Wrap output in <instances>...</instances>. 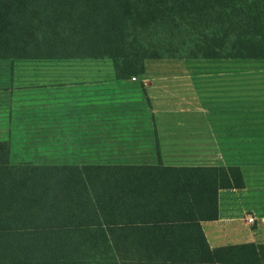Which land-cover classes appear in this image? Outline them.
<instances>
[{"label": "trees", "instance_id": "trees-1", "mask_svg": "<svg viewBox=\"0 0 264 264\" xmlns=\"http://www.w3.org/2000/svg\"><path fill=\"white\" fill-rule=\"evenodd\" d=\"M180 58H264V0H0V264L264 263L202 228L239 167L165 164L130 105L16 99Z\"/></svg>", "mask_w": 264, "mask_h": 264}, {"label": "crops", "instance_id": "crops-1", "mask_svg": "<svg viewBox=\"0 0 264 264\" xmlns=\"http://www.w3.org/2000/svg\"><path fill=\"white\" fill-rule=\"evenodd\" d=\"M178 60L114 79L137 97L113 102L135 109L124 116L135 126L144 118L146 146L159 148L165 164L240 168L243 185L221 189L218 218L201 222L212 248L264 243V58Z\"/></svg>", "mask_w": 264, "mask_h": 264}, {"label": "rangeland", "instance_id": "rangeland-1", "mask_svg": "<svg viewBox=\"0 0 264 264\" xmlns=\"http://www.w3.org/2000/svg\"><path fill=\"white\" fill-rule=\"evenodd\" d=\"M184 59V58H182ZM148 62L150 63H165V64H171V65H177L183 63V61L178 60V59H159V60H149ZM195 61H192L190 63H194ZM200 62V61H197ZM2 67L6 69L5 62L1 63ZM91 67V66H87ZM85 68V66L83 67ZM92 68L93 65H92ZM86 70H82V72H85L86 75L89 77L96 76L94 73V70L88 71V68H85ZM104 73V72H102ZM101 73V74H102ZM41 75V74H40ZM42 75H51V73H42ZM89 83H86L87 85L85 87L82 86H75L71 87L73 88V92L69 86L64 87L65 91L60 94L58 93V89L56 87H53L49 85L48 87H40L38 89H35L34 91H29L30 94H26L25 92H20L19 97H16V99L21 100V101H27V99L30 98H38L42 99L47 97H64V96H73L74 94L71 93H76L75 95H84L85 100H102L104 102L106 101H122V100H135L137 96H134V89L130 87H124L121 86V82L114 81V80H107V79H100L99 81H94L90 82L93 80L88 79ZM49 83V82H48ZM47 84V82H42V85ZM76 91H75V90ZM49 91V92H48ZM134 98V99H133ZM1 109V106H0ZM0 110V122L3 121Z\"/></svg>", "mask_w": 264, "mask_h": 264}, {"label": "built area", "instance_id": "built-area-1", "mask_svg": "<svg viewBox=\"0 0 264 264\" xmlns=\"http://www.w3.org/2000/svg\"><path fill=\"white\" fill-rule=\"evenodd\" d=\"M133 79H135V77H133ZM253 220H254L253 217L248 218V221H249V222H252Z\"/></svg>", "mask_w": 264, "mask_h": 264}]
</instances>
